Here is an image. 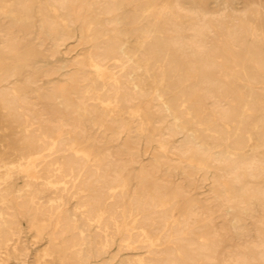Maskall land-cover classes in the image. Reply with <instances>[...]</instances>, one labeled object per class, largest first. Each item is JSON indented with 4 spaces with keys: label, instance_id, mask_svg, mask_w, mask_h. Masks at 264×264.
I'll return each mask as SVG.
<instances>
[{
    "label": "bare ground",
    "instance_id": "bare-ground-1",
    "mask_svg": "<svg viewBox=\"0 0 264 264\" xmlns=\"http://www.w3.org/2000/svg\"><path fill=\"white\" fill-rule=\"evenodd\" d=\"M26 234L32 264H264V0H0V264Z\"/></svg>",
    "mask_w": 264,
    "mask_h": 264
},
{
    "label": "rangeland",
    "instance_id": "rangeland-1",
    "mask_svg": "<svg viewBox=\"0 0 264 264\" xmlns=\"http://www.w3.org/2000/svg\"><path fill=\"white\" fill-rule=\"evenodd\" d=\"M204 191L206 190V188L203 189ZM26 246L28 247V252L26 255V261L27 264H32V261L34 259V256L36 253L39 252L40 246H41V242L40 243H36V244H31L30 239L28 238V234L25 235V240H24ZM11 264H18L15 261H12Z\"/></svg>",
    "mask_w": 264,
    "mask_h": 264
}]
</instances>
